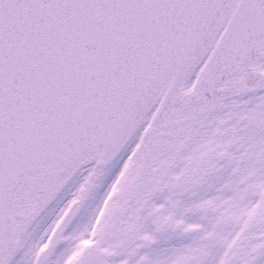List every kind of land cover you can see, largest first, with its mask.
<instances>
[{
  "label": "snow or ice",
  "instance_id": "1",
  "mask_svg": "<svg viewBox=\"0 0 264 264\" xmlns=\"http://www.w3.org/2000/svg\"><path fill=\"white\" fill-rule=\"evenodd\" d=\"M0 264H264V0H0Z\"/></svg>",
  "mask_w": 264,
  "mask_h": 264
}]
</instances>
